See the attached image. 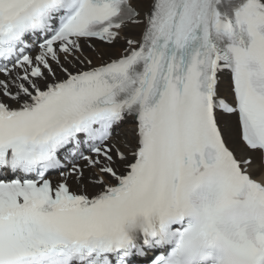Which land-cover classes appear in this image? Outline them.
I'll list each match as a JSON object with an SVG mask.
<instances>
[{"label": "snow or ice", "instance_id": "obj_1", "mask_svg": "<svg viewBox=\"0 0 264 264\" xmlns=\"http://www.w3.org/2000/svg\"><path fill=\"white\" fill-rule=\"evenodd\" d=\"M0 264H264V0H0Z\"/></svg>", "mask_w": 264, "mask_h": 264}]
</instances>
